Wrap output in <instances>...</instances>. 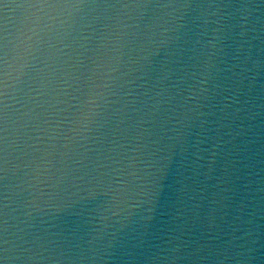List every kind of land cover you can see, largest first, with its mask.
Segmentation results:
<instances>
[{
    "label": "clouds",
    "instance_id": "1",
    "mask_svg": "<svg viewBox=\"0 0 264 264\" xmlns=\"http://www.w3.org/2000/svg\"><path fill=\"white\" fill-rule=\"evenodd\" d=\"M0 264H264V0H0Z\"/></svg>",
    "mask_w": 264,
    "mask_h": 264
}]
</instances>
